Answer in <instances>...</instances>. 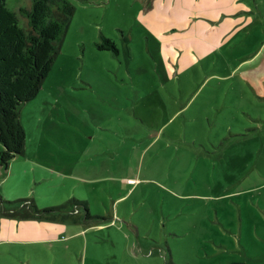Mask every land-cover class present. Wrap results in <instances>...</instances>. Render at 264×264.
I'll use <instances>...</instances> for the list:
<instances>
[{"label":"rangeland","instance_id":"rangeland-1","mask_svg":"<svg viewBox=\"0 0 264 264\" xmlns=\"http://www.w3.org/2000/svg\"><path fill=\"white\" fill-rule=\"evenodd\" d=\"M68 1L0 216L33 201L76 221L0 229V264H264V0ZM30 4L8 0L21 26Z\"/></svg>","mask_w":264,"mask_h":264},{"label":"trees","instance_id":"trees-1","mask_svg":"<svg viewBox=\"0 0 264 264\" xmlns=\"http://www.w3.org/2000/svg\"><path fill=\"white\" fill-rule=\"evenodd\" d=\"M19 12L26 19L24 26L17 13L10 9L8 0H0V143L4 147L0 151V167L6 169L25 152L27 135L21 108L37 98L51 73L75 7L68 0H31L30 6ZM104 46L117 53L114 42L105 37L102 44L97 43L99 49ZM20 201L2 204L16 205ZM73 205L85 208L86 220L93 218L85 203L75 201ZM5 209L7 216L3 217L17 221H76L75 216L61 212L66 207L40 209L33 201L24 208Z\"/></svg>","mask_w":264,"mask_h":264},{"label":"crops","instance_id":"crops-1","mask_svg":"<svg viewBox=\"0 0 264 264\" xmlns=\"http://www.w3.org/2000/svg\"><path fill=\"white\" fill-rule=\"evenodd\" d=\"M206 14H209V13H206ZM198 16H200V15H198ZM205 16H207V15H205ZM211 21L217 22L215 20H211ZM226 22H227V24H225L224 26H228V28L226 30L228 33L231 29L232 22H230V20H228ZM198 25L200 26V23ZM195 28L200 30V27L199 28L195 27ZM203 28L211 29V30L215 31V27L209 28L208 26H206ZM226 31L222 32L221 36L226 34ZM211 42H212V44H210V45H209V43L207 44V43L202 42L203 44H206V45H200L201 47L199 49L194 48L196 55L199 58L202 59V58H204V56L208 55L213 50H215V51L217 50L216 46L213 45V43L215 42L218 44L219 42L218 41H211ZM188 45H190V44H188ZM188 45H187V47H188ZM201 50H206V51L203 52ZM18 222H19V224H18ZM0 229H2L3 232H5L4 233V234H6L5 237H8V238L11 236L10 233H12V231H14L16 233L18 229H19L21 235L24 236L25 238L32 237L31 235H40L42 233V231L40 230L41 228H40L39 224H37L36 222L16 221V220L8 219V218L3 217V216H0ZM23 229H24V231H23ZM26 240H29V239H26ZM11 241H13V240H11ZM22 241H24V240H22ZM25 242L28 243V241H25ZM20 243H23V242H20ZM251 264H256V263H251Z\"/></svg>","mask_w":264,"mask_h":264}]
</instances>
